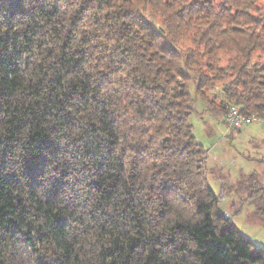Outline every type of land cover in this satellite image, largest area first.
I'll return each instance as SVG.
<instances>
[{
  "label": "trees",
  "instance_id": "16d2710c",
  "mask_svg": "<svg viewBox=\"0 0 264 264\" xmlns=\"http://www.w3.org/2000/svg\"><path fill=\"white\" fill-rule=\"evenodd\" d=\"M177 2L0 0V124L6 126L0 139L5 160L0 162L6 163L7 154L19 145L24 150V174L35 180L48 156L59 158L76 144L73 159L91 172L90 178L85 175L86 185L88 195L96 197L81 222L112 244L101 247L99 264H264V251L249 249L231 227L217 235L207 204H193L183 184L157 185L152 182L155 174L147 185L135 183L139 165L153 158L148 145L131 149L135 155L128 175L131 183L123 181L122 160L111 159L121 138L150 131L148 121H158L161 131L167 125L177 137L188 129V140L177 149L169 150L172 137L163 136L159 146L165 160L187 163L202 156L206 150L189 122L191 83L214 114L224 115L230 105H237L243 114L264 121V7L259 0H189L175 8ZM147 10L160 17L161 26L147 18ZM177 22L178 29L172 27ZM131 27L137 29L134 34ZM156 48L164 55L154 54ZM124 99L127 106L121 109ZM86 109L102 112L101 131L107 143L95 139L97 124L90 120L83 122V136L69 138L80 126L75 113ZM129 109L131 114L125 115ZM118 119L133 122L127 132H117ZM25 128L30 131L20 143L17 133ZM201 168L196 163L182 170L190 187ZM0 184V236L26 247L46 239L44 233L33 239L22 225L50 213L55 192L38 199L33 211L24 196L16 195L14 175L5 174ZM238 185L248 192L254 214L264 221V203H259L264 185L258 173L250 172ZM190 204L195 208L191 215L201 214V220L195 224L180 220L167 232L154 231L166 222L170 210L185 211ZM110 207L117 210L109 213ZM54 218L59 235L64 220ZM128 227L135 235L121 244L119 237L129 236ZM149 229L152 235L146 237ZM36 264L46 262L38 257Z\"/></svg>",
  "mask_w": 264,
  "mask_h": 264
},
{
  "label": "clouds",
  "instance_id": "9594fccd",
  "mask_svg": "<svg viewBox=\"0 0 264 264\" xmlns=\"http://www.w3.org/2000/svg\"><path fill=\"white\" fill-rule=\"evenodd\" d=\"M187 2L189 0H180V2L175 4V8H180L183 3ZM172 27L178 29L179 22L172 25ZM136 31L135 27L130 28L131 34ZM153 52L158 56L164 55L158 51V48L153 49ZM108 106L112 107V105ZM126 106L127 99H124L120 108L123 109ZM129 114H131V109L125 113V115ZM75 116L80 126L70 132L69 138L83 136V122L90 120L97 124L95 139H103L107 143L108 137L106 133L101 131L103 114L100 110L93 112L92 109H86L84 112L75 113ZM120 119H123V117ZM131 123H133L131 120L128 123H120L118 119L117 132H127ZM141 123L144 124L145 122L142 121ZM146 126L150 131L144 135L130 132L126 139L121 138L114 146V153L111 159L114 161L120 159L124 163L123 181L131 183L128 180V175L131 165L135 162V155L131 150L132 147L148 145V153L152 154L153 158L139 165L138 178L135 181L137 185H147L150 182L149 177L151 174H155L152 177V182L157 185L164 181H175L183 184L187 191L191 193L193 204L198 201H203V203L207 204V211L212 217L213 231L217 235L225 233L231 227L236 237L238 239L242 238L249 249L264 251V228L252 229L245 227L244 232L236 231L233 222L239 221V217L234 211L235 206L229 204V201L235 199V196L229 192V186H234L238 180L246 178L247 174L254 169L264 173V143H260V137L251 140V143L259 144L258 148L253 149L249 143L250 138L248 136H237L235 143L242 155L230 152L225 156L214 152L213 156H215V159H213L212 156L205 152L202 156H197L195 160L185 163L182 160H165L164 149L159 146V143L163 136L168 135L172 137L168 144V149L180 148L184 145V141L188 140L187 128L177 137L167 130V125L164 126L165 130L161 131L158 121H148ZM5 128V125L0 124V139L3 138ZM29 131L30 129L25 128L17 133L18 137H20V143L27 139ZM65 131L67 132L68 130L66 129ZM261 135L264 136V133ZM150 138H152L151 141ZM197 138L200 139L202 137L198 136ZM190 146L194 148L196 146L195 142L193 141ZM3 147V144H0V161L5 160ZM75 148L76 144H73L68 152L59 158L48 156V163L35 176V180L24 174L22 166L24 150L19 145L13 152L7 154L6 163L0 162V179L5 174L14 175L19 185L16 189V195L24 196V203L29 205L33 211H36L35 204L38 199L46 198L50 193L55 192L54 206L51 207V212L42 213L32 223L22 225V227L30 230L33 239H36L40 233H44L47 238L38 240L33 247H26L19 243L13 245L6 237L0 236V264H36L38 257L45 261L46 264H99L97 256L101 247L112 246L108 237L100 239L95 235V229L87 230L86 221L81 222L92 211L96 197L88 195L85 175L87 174L88 178H90L91 172L88 171L86 173V170L74 161L72 153ZM157 154H159L158 157ZM253 156L261 158L262 163L259 166L245 159ZM196 163L202 164L201 175L194 178V186L190 187L185 182L182 170L184 168H192ZM261 182L264 183V176L261 177ZM208 185H211V189L207 187ZM0 187H2V184H0ZM20 189H23V191ZM29 192L34 193L35 196H29ZM259 203H264V199L259 201ZM116 210L113 207L108 209L109 213ZM194 211L195 208L192 204L188 205L185 211L170 210L166 222L154 231L167 232L168 227L180 220L190 221L195 224L196 221L202 219V215L192 216L191 213ZM261 215H264V213H261ZM55 216H60L64 220L60 228L61 234L59 235L56 234ZM126 231H128L129 236H120L119 243L121 244H126L127 239L135 235L130 227ZM152 232L153 230L149 229L145 232V236L152 235ZM245 232L247 235H245ZM117 235L119 234L117 233ZM176 239L179 242L181 237L177 236ZM189 247L194 248L196 245L189 243ZM68 253H71V258L66 259ZM76 256H79V260L75 259ZM109 259H112V257H109Z\"/></svg>",
  "mask_w": 264,
  "mask_h": 264
},
{
  "label": "rangeland",
  "instance_id": "374dc122",
  "mask_svg": "<svg viewBox=\"0 0 264 264\" xmlns=\"http://www.w3.org/2000/svg\"><path fill=\"white\" fill-rule=\"evenodd\" d=\"M258 4L264 7V0H259ZM145 15L156 26H161L159 16L154 15L149 10L145 11ZM190 92L193 98V111L189 117V122L193 126V133L196 140L203 145L206 152L213 159H215V156H213L214 152L225 156L230 152L242 155L235 143L237 136H248L250 138L249 143L253 149L258 148L259 144L251 143V140L260 137V143H264V136L261 135L264 133V121H255L245 124L239 129H233L224 121L223 115L214 114L206 108L203 100L195 94L193 83L190 84ZM198 136L202 138L198 139ZM245 159L248 162H254L257 166L262 163L261 158L256 156L246 157ZM254 170L258 173L261 181L264 173L256 169ZM238 181L234 186H229V192L235 196V199L229 201V204L235 206L234 211L239 217V221L233 222L235 227L239 232H244L245 227L252 229L264 228V221L254 214V205L250 198H248V192L242 186L238 185ZM245 235H247L246 232Z\"/></svg>",
  "mask_w": 264,
  "mask_h": 264
},
{
  "label": "built area",
  "instance_id": "2783aa9c",
  "mask_svg": "<svg viewBox=\"0 0 264 264\" xmlns=\"http://www.w3.org/2000/svg\"><path fill=\"white\" fill-rule=\"evenodd\" d=\"M223 116L227 125L233 129H239L245 124L259 121L255 115L243 114L237 105H230Z\"/></svg>",
  "mask_w": 264,
  "mask_h": 264
}]
</instances>
